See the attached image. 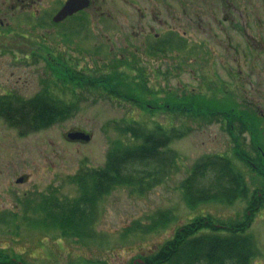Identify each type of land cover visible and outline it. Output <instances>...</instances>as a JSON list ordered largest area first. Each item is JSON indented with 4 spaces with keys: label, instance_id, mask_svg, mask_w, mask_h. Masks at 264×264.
<instances>
[{
    "label": "rangeland",
    "instance_id": "rangeland-1",
    "mask_svg": "<svg viewBox=\"0 0 264 264\" xmlns=\"http://www.w3.org/2000/svg\"><path fill=\"white\" fill-rule=\"evenodd\" d=\"M100 1L104 2L102 8L106 11L103 17L90 13L93 12L91 7L83 15L84 20L74 18L60 24L36 23H40V14L45 8L38 10L37 19L29 16L31 9L6 7L4 14L0 9V19L4 21L0 32L5 33L4 36L0 34V94L11 92L30 97L48 85L53 94L76 105L69 117L34 130H22L0 117V252L13 255L26 264L87 261L137 264V258L144 259L194 216L210 214L218 220L243 217L246 221L245 212L249 211L246 199L237 198L231 203L208 200L194 209L184 200L181 181L194 162L203 156L231 158L244 174L251 191L262 186L264 181L235 151H241L255 164H264L256 159L260 150L255 146L259 143L264 149V132H240L239 136L234 132L238 136L234 138L220 115L214 117L207 112L220 110L222 102L231 103L232 99L234 103L239 102L237 73L233 71L227 76L226 65L229 68L236 65L245 71L254 58L264 65V0H171L180 2L177 12L181 30L180 66L177 73L161 72L156 79L150 71V61L148 82L142 88L144 94L138 98L155 106L152 112L141 104L110 98L97 89L64 86L54 77L48 62L56 64L58 59L64 63L67 59L74 68L86 74L99 75L107 64L105 59L111 43L103 41L99 33L112 32L115 39L128 33L126 16L130 9L126 0ZM136 1L146 4L160 0ZM43 2H48L46 8L49 7L47 10L53 14L57 0ZM163 14L165 18L171 16ZM224 15L226 28L216 19ZM81 22L83 25L78 26ZM4 24H11L8 31L3 28ZM113 44L124 42L115 40ZM122 64H118L119 68ZM263 77L261 74L262 80ZM221 79L228 80L230 86L236 83L231 87L232 99L224 92ZM176 96H181L180 103L191 102L194 113H175L173 108L164 107L166 102L162 98L172 101ZM253 108L264 112V95ZM134 120L150 130L157 129L158 125L165 132H184L168 144L176 158L166 167L161 182L143 191L117 185L103 194L98 200L89 234L64 233L56 227L35 225L34 220L22 219L26 199L34 205L42 195L52 192L60 200L75 196L77 189L70 183L69 176L84 167L103 165L109 146L121 132L118 126ZM77 130L85 131L89 139L67 137L68 132ZM167 155L170 156L169 151ZM20 176H24V180L17 182ZM201 182L207 184L209 177L199 179L198 183ZM164 208L172 211L173 221L151 232L134 231L122 237V232L133 220H143L155 210ZM10 211H14L15 216L6 219L5 212ZM24 214L34 219L41 217L33 209ZM250 220L247 232L252 235L257 252L249 264H264V204Z\"/></svg>",
    "mask_w": 264,
    "mask_h": 264
},
{
    "label": "trees",
    "instance_id": "trees-1",
    "mask_svg": "<svg viewBox=\"0 0 264 264\" xmlns=\"http://www.w3.org/2000/svg\"><path fill=\"white\" fill-rule=\"evenodd\" d=\"M118 63L112 66V71L102 70L99 75H95L86 74L59 59L56 64L48 62L54 77L61 80L64 86L97 89L110 98L132 101L148 109L138 98L144 94V86L136 80L135 75L119 69ZM180 98L178 96L172 101H166L164 107L178 109L183 114L194 113L192 103H180ZM75 107V102L53 94L48 85L30 97L15 93L0 96V117L22 130L39 129L67 118ZM207 112L214 117L218 114L211 110ZM155 128L157 129L150 130L146 126L141 127V123L135 120L118 126L121 132L109 146L104 164L81 168L69 176L70 183L77 189L75 196L65 197L63 200L56 196H45L36 205H31V209L41 213V217L34 219L26 214L23 217L29 221L34 220L35 225L42 223L41 225L56 227L64 233L89 234L88 229L94 221L98 200L103 194L117 185H127L143 191L162 181L166 167L176 158V153L168 144L184 132H161L158 125ZM229 133L234 138L240 134L238 132V136H235L234 132ZM168 151L170 156L167 155ZM236 153L248 163L245 154L239 150ZM254 170L264 175V168L257 166ZM207 176V184L198 183L199 179ZM180 187L184 200L192 209L203 201L231 203L237 198H243L247 200L246 210L252 215L264 204V184L251 191L241 170L231 158L222 155H206L196 160L189 174L181 181ZM26 206L30 208L29 202ZM24 211L27 212V209ZM250 214L245 212L246 221L243 217L229 219L222 224L223 227L217 226L219 221L210 214L194 216L175 229L172 237L145 256L143 264H249L257 252L254 239L247 232ZM12 216L15 214L12 213ZM173 216L170 209H157L143 220H133L122 232V237L134 231L147 233L164 227L173 221ZM0 264L21 263L6 253H0Z\"/></svg>",
    "mask_w": 264,
    "mask_h": 264
},
{
    "label": "flooded vegetation",
    "instance_id": "flooded-vegetation-1",
    "mask_svg": "<svg viewBox=\"0 0 264 264\" xmlns=\"http://www.w3.org/2000/svg\"><path fill=\"white\" fill-rule=\"evenodd\" d=\"M66 2L67 0H57L56 10L53 14L51 13L52 11L47 10L49 7L46 8L48 2H43L42 4V0H0V9H2V14L5 13L3 9L6 7L10 9L19 7L20 9L29 11L31 9L32 11L29 16L32 19H37L36 16H39V14L37 15L38 10L45 8L46 11L40 12V23L38 21L36 22L39 25L60 24L65 22V20L84 17L83 15H85L87 13L86 11L91 7L93 12H89L94 15L96 14L99 18L103 17L106 12L102 8L104 2L100 0H88V5L85 7L72 12L59 22H54L53 17ZM125 2L130 9L126 16L129 25L128 33H123V37L120 39L112 37V32L109 34L105 32L99 33L103 41L107 43L111 42L107 50V52H109L108 58L105 59L107 64L103 65L104 70L112 71L114 63H124L119 69H127L128 72L134 73L136 79H140L141 84L144 86H146L145 84L148 82L149 72L147 66L150 65V61L152 63V65H150V71L155 74L156 79L161 72L177 73L180 66L179 50L181 30L178 18L179 15L177 14L180 2L171 0H160L158 3L150 2L146 4L136 0H126ZM156 4H159V6ZM164 12L168 15L171 14V16L165 18ZM109 13V18L111 20L113 13L112 11ZM216 19L223 25L226 16L224 15L220 19L216 17ZM110 20L108 23L112 25ZM3 23L4 21L0 19V29H2ZM9 25L11 24L5 25L3 28L6 27L7 29ZM223 27L226 28L224 25ZM0 34L3 36L5 35V33L1 32ZM115 40H122L124 44H113ZM102 46H104V44H102ZM262 50L264 51V49ZM245 52L246 51H243L244 55H246ZM251 52L256 51L252 50ZM257 62L258 61L254 58V60H252V65L245 67V71L236 65L230 68L226 65L227 76L235 71L239 82H237L239 102L236 100L234 103V99H232L233 90L231 87L236 83L230 86L228 80H220L222 87L225 89L224 92H228L229 99H232L231 103L222 102L223 108L216 110V112L221 114V121L224 126H226L228 132H264V112L260 111V109L253 108V105L257 104L261 96L264 95V80L261 78V74H264V65L258 64ZM212 82L213 79L211 77L210 83L212 84ZM4 93H1V95H4ZM173 112L177 113L175 109H173ZM258 149L260 150L259 146ZM256 159L260 162H264V151L260 150V155H258ZM252 166L255 167L254 164H252ZM22 177L24 179V176Z\"/></svg>",
    "mask_w": 264,
    "mask_h": 264
},
{
    "label": "water",
    "instance_id": "water-1",
    "mask_svg": "<svg viewBox=\"0 0 264 264\" xmlns=\"http://www.w3.org/2000/svg\"><path fill=\"white\" fill-rule=\"evenodd\" d=\"M86 5H88V0H67V2L54 16V20L58 21L72 12L85 7ZM67 137L70 139L88 140L89 134H86L83 131H71L67 133ZM17 181H22V178H18Z\"/></svg>",
    "mask_w": 264,
    "mask_h": 264
}]
</instances>
